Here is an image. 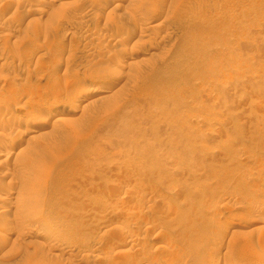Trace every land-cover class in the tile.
<instances>
[{
    "label": "rangeland",
    "instance_id": "obj_1",
    "mask_svg": "<svg viewBox=\"0 0 264 264\" xmlns=\"http://www.w3.org/2000/svg\"><path fill=\"white\" fill-rule=\"evenodd\" d=\"M0 153V264H264V0H0Z\"/></svg>",
    "mask_w": 264,
    "mask_h": 264
},
{
    "label": "bare ground",
    "instance_id": "obj_2",
    "mask_svg": "<svg viewBox=\"0 0 264 264\" xmlns=\"http://www.w3.org/2000/svg\"><path fill=\"white\" fill-rule=\"evenodd\" d=\"M94 91L97 92L98 89L96 88ZM84 97H85V96H84ZM79 98H80V96H79ZM90 98H91V97H89V103H92L94 100H93V99H90ZM76 99H77V98H76ZM78 100H79V99H78ZM74 101H75V100H74ZM76 101H77V100H76ZM81 101H82V100H80V103H82ZM83 101H85V100H83ZM80 103H78V104H80ZM83 103H84V102H83ZM85 103H86V101H85ZM89 103H88V104H89ZM73 104H74V103H73ZM76 104H77V102H76ZM78 104H77V105H78ZM88 104H87V105H88ZM87 105H85V106H87ZM73 107L77 108L75 105H74ZM79 107H80V106H79ZM81 107H82V105H81ZM75 111H76V110H75ZM1 114H2V113H1ZM53 115H54V114H53ZM53 115H52V116H53ZM17 118H18V117H17ZM19 122H21V121H19ZM16 123H17V122H16ZM17 124H18V123H17ZM32 129H33V128L28 129L27 132L30 133V132L32 131ZM33 130H35V129H33ZM32 132H33V131H32ZM2 154H3V153H0V155H2ZM33 219H34V218H33L32 216H28L27 221H30V222H31V221H33ZM6 240H7V238H5L3 242H7ZM1 243H2V242H1ZM2 244H3V243H2ZM4 244H5V243H4Z\"/></svg>",
    "mask_w": 264,
    "mask_h": 264
}]
</instances>
